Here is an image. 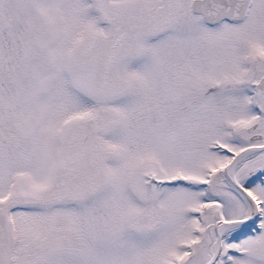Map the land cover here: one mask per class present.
Returning a JSON list of instances; mask_svg holds the SVG:
<instances>
[{"label":"snow or ice","instance_id":"snow-or-ice-1","mask_svg":"<svg viewBox=\"0 0 264 264\" xmlns=\"http://www.w3.org/2000/svg\"><path fill=\"white\" fill-rule=\"evenodd\" d=\"M0 264H264V0H0Z\"/></svg>","mask_w":264,"mask_h":264}]
</instances>
